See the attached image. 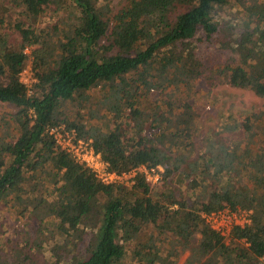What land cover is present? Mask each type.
<instances>
[{"label": "trees", "instance_id": "obj_1", "mask_svg": "<svg viewBox=\"0 0 264 264\" xmlns=\"http://www.w3.org/2000/svg\"><path fill=\"white\" fill-rule=\"evenodd\" d=\"M111 1L0 0V102L16 107L0 113V200L30 198L61 231L96 218L86 256L67 264H176L186 250L184 264H264V105L239 123L230 116L222 124L223 132L243 130L244 137L208 139L195 155L198 115L185 99L199 79L264 97V0H126L115 12ZM51 6L67 14L65 25L40 24ZM179 7L184 11L176 13ZM7 30L19 41H10ZM198 33V41L229 48V61L206 65L194 50ZM25 47L32 49L31 92L19 79ZM94 87L103 115L91 116H108L103 123L112 128L62 112ZM156 89L152 108H141V97ZM146 123L151 133L142 134ZM60 124L91 138L110 170L162 165L160 182L151 185L137 173L130 185L102 184L56 148L46 129ZM40 184L50 198L39 193ZM223 208L251 210L228 240L202 217ZM145 225L155 237L137 241Z\"/></svg>", "mask_w": 264, "mask_h": 264}, {"label": "rangeland", "instance_id": "obj_2", "mask_svg": "<svg viewBox=\"0 0 264 264\" xmlns=\"http://www.w3.org/2000/svg\"><path fill=\"white\" fill-rule=\"evenodd\" d=\"M125 1L112 0L111 7L113 11L115 12L120 8ZM227 9L234 10L231 7L225 8L222 13L224 16L229 14ZM180 11H184V8H177L176 13ZM58 12L59 9L56 11L54 10V6H51L50 10L44 15L43 23L40 22V24L47 26L59 24L60 27L61 25H65L64 21L62 24L60 21L67 14ZM230 17L233 16L230 15ZM224 20L227 22L230 18ZM7 32L9 33L10 41H19L17 32H10L9 30ZM200 36L202 38L200 33L195 36L193 41L194 50L206 65H222L229 61V58L232 56L229 48H219L214 41H198L196 38H200ZM224 41L225 38L222 39L221 44ZM102 43L107 44L106 39H103ZM31 50V48L28 50L26 66L33 72ZM109 52H114V50L112 49ZM187 94L188 92H185V95ZM100 95L99 88L94 87L87 92L84 98H80L74 102H67L63 105L62 112L71 121H90L97 123L102 129L112 128L114 124L110 123L108 126H105L103 123L107 121L108 116L102 117L103 119L98 118L97 120L91 116L95 113L103 115V105ZM158 97L159 92L157 89L151 90L141 97L139 106L148 110L152 108L151 101ZM185 99L192 103L198 115L194 130L195 155L201 154L204 151L205 143L208 139L222 142L228 140L230 142L231 140L244 137L243 130L228 133L223 132L221 130L222 124L230 116L239 123L248 113H259L264 105V97L257 96L250 89L237 88L228 84L209 87L203 79L197 81L192 93L188 94ZM15 111L16 107L13 104L0 102V113H14ZM120 124L122 126L121 129L125 132L130 129L121 120ZM151 130V127L146 123L143 126L142 134H149ZM178 183L183 185L185 181L180 180ZM31 188L32 185H30ZM176 190H179L177 186ZM38 191L47 198L51 197L50 189L46 185L40 184ZM34 205L35 202L31 201L30 198H26V196H23L21 200L14 197L11 199L10 196L0 200V260L9 263H16L22 260L24 264H67L76 259L84 258L96 229L92 224L97 219L94 218L93 222L90 223H82L76 229L70 230L63 227L64 231H61L57 229L56 219L54 216L50 217L49 211L47 212L45 207L36 208ZM154 237V230L150 225L143 226L142 230L135 235L136 240L141 242ZM199 237V234L193 236L192 243L194 245L198 243ZM189 254V250L182 252L176 264H184Z\"/></svg>", "mask_w": 264, "mask_h": 264}, {"label": "built area", "instance_id": "obj_3", "mask_svg": "<svg viewBox=\"0 0 264 264\" xmlns=\"http://www.w3.org/2000/svg\"><path fill=\"white\" fill-rule=\"evenodd\" d=\"M28 50L29 47L24 48L25 54H28ZM19 79L31 92L30 87L35 82V78L30 68L25 66L19 74ZM46 132L54 139L56 148L70 153L78 163L88 168L102 184L130 185L134 182L137 173L144 174L145 180L151 185L159 183L162 178L164 171L162 165L141 164L121 173L110 170L101 154L95 151L92 139L78 136L73 127L60 124L48 127ZM250 214L251 210L232 211L223 208L210 213H203L202 217L212 229L227 238L233 226H243L249 222Z\"/></svg>", "mask_w": 264, "mask_h": 264}]
</instances>
